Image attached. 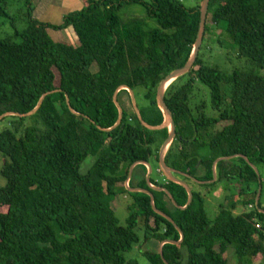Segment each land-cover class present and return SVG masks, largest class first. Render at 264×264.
Instances as JSON below:
<instances>
[{
    "label": "trees",
    "instance_id": "1",
    "mask_svg": "<svg viewBox=\"0 0 264 264\" xmlns=\"http://www.w3.org/2000/svg\"><path fill=\"white\" fill-rule=\"evenodd\" d=\"M129 2L143 4L158 26L147 29L138 18L121 22L117 11ZM12 8L21 10L25 27L12 22V35L0 38V115L28 112L43 93L59 91L46 95L29 116L2 119L9 120L0 130L5 181L0 185V264H140L124 257L139 241L138 224L142 244L179 240L180 234L153 211L149 195L117 183L125 181L133 162L144 160L152 171L155 167L151 183L165 187L177 204L186 203L185 188L159 171L158 150L168 129L142 126L126 89L117 93L120 124L111 131L96 125L115 123L112 95L120 85L132 89L147 123L162 122L156 88L187 61L198 31L199 3L188 8L179 0H85L81 9L52 24L33 17L32 0H0V24L2 18L15 20ZM209 22L222 27L239 57L264 68V0H210L205 31ZM67 27L76 44L55 41L46 31ZM203 41L192 68L164 92L176 130L164 160L193 178L211 180L212 163L220 156L242 154L256 167L264 166V74L224 73L205 64L199 54ZM66 95L78 115L68 109ZM86 158L91 162L84 172ZM146 170L136 165L129 186L149 189ZM215 170V181L204 185L230 179L246 183L238 195L247 194L243 204L249 209L234 213L236 201L221 204L209 220L200 191L191 187V203L179 209L163 191L150 189L155 206L183 233L179 244L162 245V257L157 248L144 249L151 264H165L163 259L168 264H228V249L237 264L264 257L261 190L255 203L260 175L242 157L221 160ZM121 193L130 198L126 225L110 207V199Z\"/></svg>",
    "mask_w": 264,
    "mask_h": 264
},
{
    "label": "rangeland",
    "instance_id": "2",
    "mask_svg": "<svg viewBox=\"0 0 264 264\" xmlns=\"http://www.w3.org/2000/svg\"><path fill=\"white\" fill-rule=\"evenodd\" d=\"M145 2H150L151 0H142ZM184 6L190 8L195 6L196 4H200L201 0H179ZM22 3V1H21ZM11 13L15 15V20H11L8 18H2L1 21L4 24H0V38L11 36L13 33L12 22L15 24L16 28L22 29L25 27L24 17L21 14V10L11 9ZM117 15L119 16L121 22H128L133 18L142 19L144 21L145 27L155 28L158 26L157 22L153 18L147 17L146 8L143 4L137 2H129L125 3L121 8L118 9ZM208 30H204L203 34V46L200 50V57L203 62L208 65L219 67L224 73H231L234 69H242L246 71H254L258 74H264V68H255L251 65L249 60L244 57H239L237 55V50L233 49L231 45L230 38L224 33L222 27H215L210 22L208 23ZM48 35L56 41H61L60 37L63 35L60 31H55L51 28L46 29ZM202 45V44H201ZM202 86V85H201ZM203 87V86H202ZM201 87V88H202ZM206 87H204L205 89ZM206 90V89H205ZM8 118L4 119L0 122V130L7 125ZM90 158H86L84 163L81 166L82 171H86L90 164ZM4 161L0 154V168L3 165ZM258 173L261 177V197L260 202L264 207V166L258 165L257 167ZM134 169V168H133ZM133 172V170H132ZM132 176V175H131ZM152 178H156L155 167H153V171L151 174ZM135 177V174L133 175ZM159 177V180L162 181L163 177ZM131 178V177H130ZM4 179L0 175V185L4 184ZM133 182V181H132ZM136 181H134L135 183ZM133 184V183H132ZM190 187L195 190L200 191L204 195V203L205 210L209 220H213L217 215L219 210V206L224 204V206L229 205L236 201V208L233 210L234 213H240L244 210H248V206L244 205L243 202L248 198L247 194L238 195V192L241 188H245L246 183L239 182L237 179H230L229 181L223 180L218 181L214 186H206L204 184L197 183L193 180H190ZM117 186L119 188L124 187L127 189L124 182H118ZM255 183L250 185V188H255ZM128 190V189H127ZM127 193L117 194L116 197H112L110 199V207L113 209L115 216L118 221L122 225H126V218L129 214V196L126 197ZM239 199V200H238ZM0 211H4V208L0 207ZM137 234L139 235V241L135 243L129 251L124 252L125 260H136L140 264H151L143 251L146 248L151 250H155L156 248L159 250V243L156 241L142 244L143 243V230L141 229V225H137L135 228ZM225 256L228 259V264H237L236 257L233 254L231 249L225 253Z\"/></svg>",
    "mask_w": 264,
    "mask_h": 264
},
{
    "label": "water",
    "instance_id": "3",
    "mask_svg": "<svg viewBox=\"0 0 264 264\" xmlns=\"http://www.w3.org/2000/svg\"><path fill=\"white\" fill-rule=\"evenodd\" d=\"M209 1L210 0H201V2L199 4L200 16H199L198 31H197L196 38H195L194 43H193V47H192L191 53H190L187 61L184 63L183 66H181L179 68H176V69L172 70L171 72H169L166 76H164L160 80V82L157 85L156 94H155V100H156V104H157L158 108L160 109V111H161V113L163 115L162 122L160 124H157V125H151V124L147 123L141 116V113H140V111L138 109V106H137V103H136V99H135V96H134V93H133L132 89L130 87L126 86V85H120L114 90L113 95H112L113 103L115 104V106L117 108V111H118V115H117V119H116L115 123L112 126L107 127V128H103L101 126L96 125V127L99 130H101V131H111L112 129H114L116 126H118L120 124L122 116H123V109H122V107L120 106V104H119V102L117 100V93L121 89H126L128 91V93H129V96H130V101H131V104H132L133 111L136 114V117H137V119L139 120V122L141 123L142 126H144L145 128H147L149 130H159V129H163V128H167L168 129L167 137L162 142V144H161V146L159 147V150H158L159 171L162 173V175L166 179L171 180V181H173L175 183H178V184L182 185L185 188V190L187 192V201H186V203L184 205H182V206L177 204L176 201L174 200L172 194L165 187H163V186H155V185H153L151 183L150 175L152 173V167H151L150 163L147 162V161L138 160V161L133 162L130 165V167H129L128 174H127V177L125 179V185H126L128 191H130V192H143V193L149 195V197H150V205H151L153 211L156 212L157 214H159L160 216L164 217L166 220H168L177 229V231L180 234V239L179 240H164V241L159 243V250L158 251H159V254H160L161 257H162V251H161L162 245L164 243L179 244L181 242V240L183 239V233L180 230V228L176 225L174 220L169 215H167L165 212L161 211L160 209H158L155 206V204H154V196L150 192V189L157 190V191H163L167 195V197L170 199V201L172 202V204L175 207H177L179 209H185V208H187L189 206V204L192 201L193 195H192L191 187L185 180L177 177L176 174L186 176L189 179H191V180H193V181H195L197 183H200V184L212 183L216 179L215 166H216L217 162H219L221 160H229V159L234 158V157H242L254 169V171L256 172L257 176L259 177V173H258V170H257L256 166L253 163H251L246 156H244L242 154H235V155L217 157L212 163V179L211 180H198L196 178H193L189 174L183 173L180 170H177L175 168H172V167L168 166L166 164L165 160H164L165 153L168 150L171 142L173 141V139L175 138V135H176V130H175V125H174L172 113H171L170 109L168 108V106L166 105V103L164 101V92H165L166 88L169 86V84L172 81H174L178 77L186 74L192 68V66L194 65V63L196 61V58L198 56V52H199V49H200V46H201L202 40H203V34H204V30H205V20H206V15H207V9H208ZM56 91H59V89L50 90V91H47V92L43 93L40 96L36 106L32 110H30L28 112H25V113L8 111V112H5V113L0 115V120H2L5 116H8V115H16V116H19V117H24V116H29V115L35 113V111L42 104V101L46 97V95L54 93ZM65 97H66V105H67L68 109L72 113L78 115L79 113L76 112L71 107L68 96L66 95ZM138 164L145 165V167L147 169L146 170V175H145V180H146V184H147L149 189L142 188V187H131V186H129V180H130V177L132 175V170ZM258 181L260 183V178H258ZM260 190H261V188H260V185H259L258 186V190H257V194H256V198H255V203L256 204L258 203ZM260 211L264 212V210H262V209ZM163 261H164L165 264H168L164 259H163Z\"/></svg>",
    "mask_w": 264,
    "mask_h": 264
},
{
    "label": "crops",
    "instance_id": "4",
    "mask_svg": "<svg viewBox=\"0 0 264 264\" xmlns=\"http://www.w3.org/2000/svg\"><path fill=\"white\" fill-rule=\"evenodd\" d=\"M84 3L85 0H32V14L34 18L40 21L59 24L66 14L81 9ZM57 31L63 34L60 37L61 41L71 44L77 43L74 32L70 27ZM254 264H264V257H259Z\"/></svg>",
    "mask_w": 264,
    "mask_h": 264
}]
</instances>
